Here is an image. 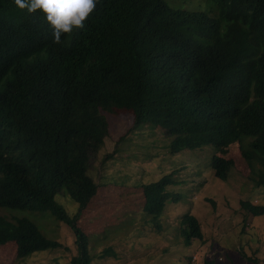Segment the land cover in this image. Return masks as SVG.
Listing matches in <instances>:
<instances>
[{
	"label": "trees",
	"instance_id": "1",
	"mask_svg": "<svg viewBox=\"0 0 264 264\" xmlns=\"http://www.w3.org/2000/svg\"><path fill=\"white\" fill-rule=\"evenodd\" d=\"M182 3L96 0L84 26L54 43L40 10L0 0V207L65 222L77 246L70 264L93 261L78 219L98 191L91 166L109 134L107 113L163 128L172 154L240 138L253 182L264 185V0H204L196 10L199 0ZM233 166L214 155L216 177L227 179ZM175 174L141 185L151 216L179 198L167 190L181 182ZM63 189L79 204L73 215L56 200ZM241 204L264 215L262 204ZM180 233L187 245L203 240L191 213ZM10 241L20 258L62 246L29 218L0 214V245ZM107 255L116 252L98 257Z\"/></svg>",
	"mask_w": 264,
	"mask_h": 264
},
{
	"label": "rangeland",
	"instance_id": "2",
	"mask_svg": "<svg viewBox=\"0 0 264 264\" xmlns=\"http://www.w3.org/2000/svg\"><path fill=\"white\" fill-rule=\"evenodd\" d=\"M182 1L175 5L166 0L173 8L185 9ZM199 3L202 6L188 7L203 8L204 0ZM107 119L109 134L91 166L98 191L78 219L90 233L92 264H264V215L254 217L241 204L249 200L264 205V185H255L242 155L246 141L238 138L224 149L204 145L172 154L173 136L163 128L151 124L136 128L133 114L122 110L107 113ZM214 155L234 162L225 180L214 174ZM171 172L181 182L167 190L179 198L168 200L155 218L143 209L146 196L141 185ZM129 189L135 191L128 195ZM56 200L70 214L78 211L79 204L66 190ZM188 213L197 217L203 233V240L194 239L191 245L180 233ZM0 214L10 219L27 217L62 244L20 258L17 243L10 241L0 245V264H70L77 253L73 231L50 211L0 207ZM107 247L116 255L99 258Z\"/></svg>",
	"mask_w": 264,
	"mask_h": 264
},
{
	"label": "clouds",
	"instance_id": "3",
	"mask_svg": "<svg viewBox=\"0 0 264 264\" xmlns=\"http://www.w3.org/2000/svg\"><path fill=\"white\" fill-rule=\"evenodd\" d=\"M14 3L28 13L40 10L52 29L54 43H61L62 34L82 28L96 6V0H14Z\"/></svg>",
	"mask_w": 264,
	"mask_h": 264
},
{
	"label": "built area",
	"instance_id": "4",
	"mask_svg": "<svg viewBox=\"0 0 264 264\" xmlns=\"http://www.w3.org/2000/svg\"><path fill=\"white\" fill-rule=\"evenodd\" d=\"M196 258H197L196 255H193V256H192V260H193V261H194Z\"/></svg>",
	"mask_w": 264,
	"mask_h": 264
}]
</instances>
